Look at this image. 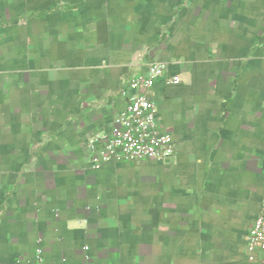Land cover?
Listing matches in <instances>:
<instances>
[{
	"label": "crops",
	"instance_id": "obj_1",
	"mask_svg": "<svg viewBox=\"0 0 264 264\" xmlns=\"http://www.w3.org/2000/svg\"><path fill=\"white\" fill-rule=\"evenodd\" d=\"M155 62L175 156L97 164ZM263 201L264 0H0V264H264Z\"/></svg>",
	"mask_w": 264,
	"mask_h": 264
},
{
	"label": "built area",
	"instance_id": "obj_2",
	"mask_svg": "<svg viewBox=\"0 0 264 264\" xmlns=\"http://www.w3.org/2000/svg\"><path fill=\"white\" fill-rule=\"evenodd\" d=\"M166 69L163 63L155 62L146 73L133 78L128 87L121 90V96L126 100L125 108L106 133L89 140L88 147L97 154L94 159L97 164L109 160L166 163L175 156L176 143L170 134L160 130L158 107L149 96V91L164 76ZM179 82L178 77L169 80L173 84ZM247 242L249 251L264 252V201L249 228ZM37 264H43L41 257Z\"/></svg>",
	"mask_w": 264,
	"mask_h": 264
}]
</instances>
